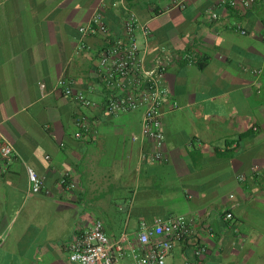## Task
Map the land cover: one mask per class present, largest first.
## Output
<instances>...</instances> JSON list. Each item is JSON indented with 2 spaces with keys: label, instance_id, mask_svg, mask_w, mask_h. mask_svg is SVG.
Segmentation results:
<instances>
[{
  "label": "crops",
  "instance_id": "obj_1",
  "mask_svg": "<svg viewBox=\"0 0 264 264\" xmlns=\"http://www.w3.org/2000/svg\"><path fill=\"white\" fill-rule=\"evenodd\" d=\"M122 4L150 25L146 67L167 66L158 162L141 137L143 109H104V39L78 51L79 28L97 12L120 33ZM263 38L264 0H0V144L15 149L10 162L0 154V264H72L65 244L96 220L121 246L117 264H131L140 223L170 216L189 219L191 232L166 264H264ZM78 92L98 106H79ZM79 115L90 125L80 139ZM28 167L48 195L31 193Z\"/></svg>",
  "mask_w": 264,
  "mask_h": 264
},
{
  "label": "built area",
  "instance_id": "obj_2",
  "mask_svg": "<svg viewBox=\"0 0 264 264\" xmlns=\"http://www.w3.org/2000/svg\"><path fill=\"white\" fill-rule=\"evenodd\" d=\"M186 2L187 0H174V7L184 8ZM255 2L256 0H221L222 4L232 8L238 5L248 8ZM122 5L125 16L120 33H113L102 13L97 12L87 25L79 28L78 51L91 50L87 41L89 37L97 36L104 39L97 63L99 79L106 95L104 109L107 114L113 116L143 109L141 137L153 143L154 151L148 158L152 162H158L164 155L162 107L169 97V90L164 83L167 66L163 60H159L155 66L146 67L150 25L148 22H143L128 5ZM212 18H218V14L212 13ZM234 28L243 35L247 34L239 24H235ZM58 88L66 96L74 94L72 82L65 78L59 79ZM75 99L77 104L84 108L98 106L83 92L76 93ZM174 107H177V104H174ZM75 124L77 126L75 137L80 139L90 129L88 119L84 115H79ZM134 139L137 140L136 137ZM0 154L10 162L15 157V149L8 142H2ZM27 172L31 193L48 195L49 191L45 189L44 179L31 167L27 168ZM61 183L67 188L75 187L67 177H64ZM225 218L232 219L233 214L228 212ZM190 232L191 221L185 216L158 217L152 223L142 221L137 234L139 246L133 247L130 252L131 264H166L167 257L175 244L185 240ZM65 249L72 264H117L116 252L121 250V246L110 241L103 222L96 220L89 229L67 242ZM206 251V246L198 247L195 256L199 259Z\"/></svg>",
  "mask_w": 264,
  "mask_h": 264
}]
</instances>
